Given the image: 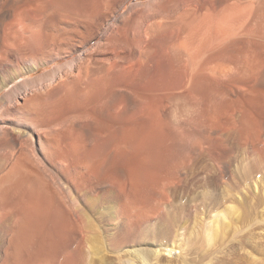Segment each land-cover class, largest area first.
<instances>
[{
  "label": "bare ground",
  "instance_id": "1",
  "mask_svg": "<svg viewBox=\"0 0 264 264\" xmlns=\"http://www.w3.org/2000/svg\"><path fill=\"white\" fill-rule=\"evenodd\" d=\"M128 1L0 0V264L264 229V0Z\"/></svg>",
  "mask_w": 264,
  "mask_h": 264
},
{
  "label": "rangeland",
  "instance_id": "2",
  "mask_svg": "<svg viewBox=\"0 0 264 264\" xmlns=\"http://www.w3.org/2000/svg\"><path fill=\"white\" fill-rule=\"evenodd\" d=\"M135 2H149V0H129L127 5L123 8L122 12L126 11L130 7V5ZM55 64L56 63H53L41 68L38 71L31 72L25 75L23 78L26 77L30 78L36 76L48 70L49 68H52L53 66H55ZM2 94L3 91H0V95ZM202 189L203 188H201L200 190ZM195 216H196V212H192L191 220H194ZM201 216L204 217L205 215L202 214ZM191 231L192 230L186 232L185 230H181L178 235L177 243L178 242L180 243L184 239V237L186 236L188 237L190 236V234L191 237L187 238L188 240L187 243L189 244V242L191 241L190 242L191 244L193 241H195L194 239L195 236L197 235H195V233L193 232L191 233ZM250 239L254 242L253 245L249 242ZM196 240L197 243H200L203 240V238L198 237V239ZM212 246L217 248L215 249L216 253L214 255H212L210 258H206L204 261L200 260L199 257H193L195 258V260L193 261L191 260L192 263L190 261L189 264H202V263L208 264L207 262L209 260L213 264H264V229H260L259 231H254V230L249 231V229H241L240 231H237L234 229H230L226 231L224 237L218 236V238L212 244ZM179 252L180 250H178L176 254H178ZM194 253L195 252H193V254ZM163 256L165 259L173 258L172 255L168 253V251H164ZM188 258L191 259V251L189 252ZM109 261L116 264L118 262V259L116 255L110 254ZM196 262H201V263H196ZM127 264H129L128 261ZM179 264H184V263L180 262Z\"/></svg>",
  "mask_w": 264,
  "mask_h": 264
}]
</instances>
